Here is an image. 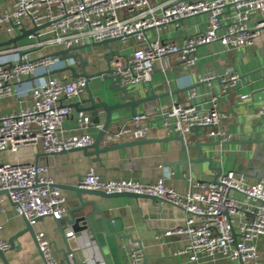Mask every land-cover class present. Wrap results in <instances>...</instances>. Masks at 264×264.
Returning <instances> with one entry per match:
<instances>
[{
  "label": "built area",
  "instance_id": "2783aa9c",
  "mask_svg": "<svg viewBox=\"0 0 264 264\" xmlns=\"http://www.w3.org/2000/svg\"><path fill=\"white\" fill-rule=\"evenodd\" d=\"M120 12L129 17L121 19ZM254 14H264V0H172L158 8H152L150 0H14L11 10L0 12V28L9 36L7 42L26 30L50 25L37 31V36L28 35L25 39L30 43L0 48V100L17 96V110L0 117V155L6 151L17 153L25 146H40L44 153L57 154L94 143L88 133L91 118L85 112L77 116V129L84 133L65 135L64 124L72 110L62 101L80 97L87 79L68 81L54 76L68 66L56 53L107 39L123 38L126 43L133 38L135 46L130 54L120 52L112 60V75L122 86L148 85L155 63H163L172 55L192 67L201 46L214 42L236 50L253 46L264 34V20L250 26ZM198 15L208 16V30L192 35L182 44L152 40L148 35L150 30L171 23L179 25ZM17 30L20 32L16 35ZM36 51L43 53L34 56ZM68 61L75 63L73 59ZM215 77L203 76L200 81L210 84ZM239 79L234 74L224 80L222 92L226 94L234 88ZM196 97L193 89L189 103L174 101L161 112L159 119L169 134L178 133L185 138L193 128L205 127L220 142L232 140V134L221 128L229 115L219 108L220 96L211 92L207 105L195 104ZM259 117L264 120V110ZM152 120L147 114H136L132 117L135 129L111 135L112 142L125 134L133 140L144 139ZM96 127L102 129V125ZM165 179L154 184L104 179L92 168L81 180V186L107 194L155 196L162 204L182 209L186 214L183 224L163 233L165 237H185L184 246L174 250L175 256L198 262L201 256L222 255L233 264H264L257 246L264 236V177L248 183L235 171H229L218 183L191 179L184 195L167 186ZM0 192L6 193L3 196L31 226L41 218L61 220L68 212L67 199L46 166L5 163L0 158ZM36 242L45 264H65L53 258L45 233H37ZM0 249L7 251L10 244L0 239ZM93 262L91 257L85 260L86 264ZM130 264L156 263L149 262L143 251L133 250Z\"/></svg>",
  "mask_w": 264,
  "mask_h": 264
},
{
  "label": "crops",
  "instance_id": "0c3cea01",
  "mask_svg": "<svg viewBox=\"0 0 264 264\" xmlns=\"http://www.w3.org/2000/svg\"><path fill=\"white\" fill-rule=\"evenodd\" d=\"M14 0H0V12L11 10ZM172 0H150L152 8ZM160 11L156 12L159 15ZM227 15H229L227 13ZM126 12H120L121 19H127ZM208 16L198 15L187 18L180 24H167L160 29L148 31L152 40L159 38L164 42L182 44L196 33H204L208 30ZM264 20V14H254L250 26ZM20 31H16V35ZM9 36L0 28V43L7 42ZM31 40L23 39L17 43L0 48L18 47ZM90 44V43H89ZM114 50L121 54H130L135 46V40L130 38L126 43L117 41L111 44ZM109 52L104 46L83 48L74 53H80L84 59L91 61L89 72L96 70L92 62H98L100 69H106L103 56ZM36 51L34 56L41 55ZM73 53V52H72ZM195 66L183 65L177 55L170 56L165 62L155 63V70L148 85L128 86V94L137 100H143L136 107L137 114H147L153 120L149 125L147 136L142 140H148L142 145L121 148L119 150L100 155L101 163H94L91 157L84 155L82 151H73L56 156H38L43 154L42 148L34 146L22 147L17 153L6 151L0 155L5 163L36 164L46 166L50 176L61 186L78 184L89 172H95L104 179L133 180L142 184H154L162 178L167 186L174 188L180 194H186L190 189V180L212 182L216 172L209 170V164L201 159L213 157L214 167H220L223 174L235 171L248 183H255L264 177V120L259 117L264 110V34L251 46L241 50L229 49L219 42L204 45L198 48ZM68 66H73L76 72L81 73L79 61ZM238 74L239 81L234 88L226 94L222 92L224 80ZM54 76L61 80L75 79L70 71L56 72ZM207 75H215L210 84L201 82V78ZM102 84L101 79L91 83V88L96 90ZM110 81H105L106 89ZM195 90L197 97L195 104H205L209 101L211 92L220 96L219 108L229 115L221 123V128L232 134V140L220 142L209 135V129L201 127L194 129L184 139L187 146L194 147L198 142L204 143L201 152L198 150H183L179 141L172 140V135L163 126L159 115L169 108L174 101L189 103V94ZM110 104L120 102L118 96L110 93ZM248 96L242 99V96ZM85 91L80 97L72 101L63 100V104L70 106L72 112L64 124L65 135L83 134L78 130L77 116L82 110L71 107L72 104L82 102L87 98ZM17 96L0 100V117L15 110ZM123 103H129L126 99ZM81 108L83 106L81 105ZM90 118L92 127L88 133L94 138L100 129L96 126L104 125L105 113L99 114L98 122L94 121L91 113L85 112ZM132 109L123 108L114 113V119L110 125L109 134L115 135L121 131L135 129L132 121ZM137 140L125 134L116 143H129ZM201 155V158L198 156ZM169 175V176H168ZM67 199L68 211L77 198L75 192L62 189ZM237 197L241 198L237 194ZM91 199V197H85ZM106 217L109 219L111 235L104 230L99 217L92 218L93 229H87L79 234H74L71 227L64 220L61 225L66 227L67 236L73 255L70 256L72 264H86V258H93V264H130L133 250L143 251L149 262L156 264H233L222 255L213 257L201 256L198 262H191L185 256H175L174 250L184 246V236L165 237L164 231L183 224L185 212L171 204L160 201L118 197L113 199H100ZM90 207L86 212H91ZM68 216V212L65 217ZM0 239L5 242L14 238L23 228L25 222L22 216L15 211L14 204L5 196H0ZM34 227L35 234L43 232L52 243L56 242L58 250L52 248V255L56 261L62 262V249H65L55 220L46 217L39 220ZM73 234V235H70ZM131 235L133 239L126 237ZM139 241L140 243H136ZM16 249L7 252L11 264H45L40 250L29 234L15 240ZM18 243L20 245H18ZM260 253V262H264V236L257 242ZM0 264H2L0 260Z\"/></svg>",
  "mask_w": 264,
  "mask_h": 264
},
{
  "label": "water",
  "instance_id": "95a60500",
  "mask_svg": "<svg viewBox=\"0 0 264 264\" xmlns=\"http://www.w3.org/2000/svg\"><path fill=\"white\" fill-rule=\"evenodd\" d=\"M182 22V21H181ZM50 24H45L40 27H35L30 30L24 31L21 35L17 36L16 38L9 40L6 43L0 44V47L11 45L13 43H17L20 40L25 39L30 34L38 35L37 31H40L41 29H44L48 27ZM123 38H114V39H107L101 42H95L91 44H86L84 46L76 47L72 50H64L59 53H56V56H60L63 61H68L69 59H73L75 62L79 61V64L82 68V72L78 73L76 72L75 68L73 66H67L63 71H70L72 73L73 78H86L87 79V85H86V92H87V98L83 100L82 102L72 104L71 107H74L75 109H80L83 112L91 113L94 117V121L98 122L97 120L99 118L100 112L105 113V122L102 126V129L99 131L98 135L94 138V143L87 147H82L78 149L71 150L69 152L73 151H82L85 156L91 157L92 161L94 163H101L100 155L108 152H113L116 150H119L121 148L125 147H131L134 145H142L148 142V140H137L134 142L129 143H113L111 140V134H109L110 125L114 119V113L120 112L125 107H130L132 109V114L135 116L137 114L136 107L143 102V100H137L134 97H130L128 94V86H122L120 84V80L118 78H115L112 73L113 69L111 66L112 60L116 56H120L119 50H114L112 43H115L117 41H122ZM97 46H104L106 47L109 52H107L103 56V60L106 62V69H100L98 66V62L94 61L92 62V66L96 70L95 72H89L88 67L91 64V61L88 59H84V57L80 53H74V51H78L83 48H89V47H97ZM73 52V53H70ZM69 53V54H68ZM101 79L102 84L97 87L96 90H93L91 88V83L96 80ZM105 81H110L111 84L106 89L104 86ZM110 93H114L118 96L120 102L110 104V99L112 98ZM128 99L129 103H123L124 100ZM81 105L83 108H81ZM201 127H195L192 129V131L195 129H199ZM172 140L179 141L182 145L183 150H198L201 152V147H203L205 144L198 142L196 146L190 147L186 145L185 139L182 135L175 133L170 137ZM67 152H61V153H43L39 154L38 156H56L59 154H63ZM198 158H201V155L198 156ZM204 163L209 164V170L216 172V176L214 177V180L212 182L218 183V179L223 175V170L220 167H214V158L208 157L201 159ZM36 165H39L38 162ZM61 189L64 190H71L75 192L77 202L76 204H73L68 211V216L64 217L61 220H55L56 228L59 231V234L64 241L65 249L61 250V253L63 255V261L65 264H71L70 256L73 255V250L70 247V241L67 236L68 232L66 231V227L61 225V222L64 220L67 222V224L71 227V231L76 235L81 233L82 231H85L87 229L92 230V218L99 217L101 219V222L103 224L104 230L108 235H111V231L109 229V219L106 217L103 207L99 204V201L95 198L100 199H113L118 197H125V198H137V199H144V200H151L152 202H157L159 199L155 196L150 195H138L133 193H122V194H107L102 191H96L91 190L88 188H85L81 186V181L78 184L74 185H67V186H61L58 185ZM5 192H0L1 195H5ZM85 197H91V199H86ZM90 207L92 209L91 212L87 213V208ZM44 218H41L42 220ZM23 220L25 222V228L21 230L14 238L10 239V249L7 251H3L0 249V260L2 264H11V261L9 257H7L8 251H13L16 249V243L15 240H17L19 237H22L24 235L29 234L31 237V240L36 243V234L34 231V227L30 225L27 219L23 217ZM236 236V234L234 233ZM126 237H129L130 239H133L131 235H128ZM136 243H140L137 241ZM18 245H20L18 243ZM51 247L55 250H58L57 244L55 241L51 243ZM42 258L43 254L40 252ZM44 259V258H43ZM76 264V263H75Z\"/></svg>",
  "mask_w": 264,
  "mask_h": 264
}]
</instances>
